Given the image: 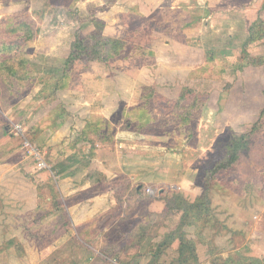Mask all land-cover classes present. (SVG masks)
Masks as SVG:
<instances>
[{"label": "rangeland", "instance_id": "374dc122", "mask_svg": "<svg viewBox=\"0 0 264 264\" xmlns=\"http://www.w3.org/2000/svg\"><path fill=\"white\" fill-rule=\"evenodd\" d=\"M95 21L103 23L104 27L97 29ZM260 21L264 24V0H0V49H9L8 57H21L29 62L34 73V77L14 84L16 91L12 100L9 76L3 73L0 79V164L8 159L16 164L17 170L30 180V185L36 187L38 206H41V213H27V239L22 235L23 230L18 229L15 234L19 237L13 238L14 242L9 245L0 243V264H178V258H173L172 244L164 251L169 257L163 258L164 262L161 256L129 259L119 256L116 250L119 245L114 243H87L91 235L82 232L81 227L65 226L53 233L48 220L59 201L55 193L58 180L51 176L50 170L57 167V154L51 155L48 132L46 135L38 132L34 117L37 118L35 112L41 110L35 107L42 99L43 117L50 112V105L63 113L56 118L60 123L71 117L64 114L61 100L53 102L55 100L50 98L59 94L54 90L63 76L76 37L78 41H85L84 45H79L85 48L87 43L95 45L92 35L96 32L110 43L100 45L92 59L79 60L62 91L76 92L71 98H75L78 105L82 103V93L85 97H92L95 92L103 91L101 97L104 96L105 100L94 101L92 106L106 111L114 107L116 112L106 119L94 114L86 120L84 130L74 140L86 130L87 136L94 141L91 147L95 151L102 147L98 144L102 139H111L113 143L107 142L106 146L115 149L119 148V132L131 130L137 133L134 138L141 146L137 149L146 150L144 155L148 157H159V171L169 173L175 179L185 174L199 186L209 182V197L213 189L221 187L238 196L231 202L226 197L222 199L229 205L227 212L232 213V217L234 215L231 220L234 221V231L231 232L234 246L228 243L230 237L226 239L223 235L230 232L229 228L221 230L219 227V251L214 254L217 257L211 264L214 260L218 264H229L223 257L229 251L236 253L238 260L262 256L264 124L254 136L250 151L246 153L241 149L228 175L218 176L221 178L219 182L228 183L229 179H234L232 187H225L204 174L208 165L220 166L231 161L234 154L232 143L236 137L251 133L264 110V27ZM255 24H258L255 32L262 39L248 46L244 54V45ZM50 40L54 46L59 43L62 49L57 58H46L45 51L39 50ZM17 48L20 51L14 50ZM256 60L262 62L256 63ZM33 61L35 63L31 64ZM92 70L95 78L89 77ZM43 79H47L46 84L33 91ZM93 80L97 82L92 83ZM117 92L122 99L120 105ZM35 94L41 99H35ZM27 95L32 97L28 101ZM25 101L26 105L23 104ZM19 104L29 110L20 114L17 111ZM8 106L12 107L9 114ZM46 118L41 126L49 127ZM16 124L25 129L26 139L41 153L46 170H36L37 163L24 148V140L14 133ZM79 142L76 148L81 146ZM8 151H12L11 156L4 160ZM87 151L81 150L84 160L79 156L80 163L74 165L80 179L83 175L93 179L97 186L94 192L117 187L115 181L105 180L101 173L90 169L93 155ZM65 152L63 148L62 159H65ZM141 185L149 196L157 195L158 187L167 190L174 187L172 181L165 185ZM28 199L34 200L26 196ZM9 201L17 202L12 198L5 203L2 197L0 205H8ZM174 201L180 210L187 209V204ZM221 211L219 220L224 217L223 213L230 220L231 215L222 208ZM211 212L212 216L216 214L212 206ZM13 214L16 215L9 214L10 219L6 221L15 224ZM110 222L106 219L105 226L108 227ZM13 228V224H8L7 228H0V233ZM65 232L67 238L59 240ZM108 235L107 240L117 239L115 229ZM194 256H197L196 250ZM238 260L235 259V263H239ZM192 261L195 260L185 262L192 264ZM255 262L257 259L251 264Z\"/></svg>", "mask_w": 264, "mask_h": 264}, {"label": "crops", "instance_id": "0c3cea01", "mask_svg": "<svg viewBox=\"0 0 264 264\" xmlns=\"http://www.w3.org/2000/svg\"><path fill=\"white\" fill-rule=\"evenodd\" d=\"M58 45L54 46V42L50 40L49 44L42 49L39 48V50L45 51L46 58H57L59 57L58 52H62V49ZM67 57L68 56L64 58ZM33 63L35 62H31V64ZM91 73L92 76L89 77L95 78L93 70ZM96 82V80L92 81V83ZM41 85L44 84L40 82L38 85L36 84L33 91L38 90V87ZM33 91H31V94H33ZM102 92L103 91L95 92L92 97H89V95L85 97V94L82 93V103L80 102L78 105L75 98H71V95L76 94V92L72 90L71 92L59 91V94H57L55 98L50 99L55 100L53 102H56V99L61 100L65 111L64 114L71 115L70 118L65 121L62 120L61 123L59 120L57 121L56 118L63 113L55 106L51 107L50 105L51 110L46 113V117H48H43L42 113L45 109H41V96L35 94V99H41L37 102L38 105L35 107V109L38 108V110L41 111L37 113V111L34 110L36 111L35 116H37V118L34 117V120L37 123V128H39L38 132L41 133V135H46L48 132V146L51 155L57 154V160L55 161L57 167L54 169L50 168V170H52L51 176H55L56 180H58L56 189L58 192L57 199L60 203L57 208H53L54 210L51 211L48 218L53 226V233H57L58 228L61 230V228L65 226L67 228L72 226L73 229L81 227L82 232L91 235V239H87V243L94 242L103 245L106 242L114 243L116 246L119 245L116 249L118 253H120L119 256L129 259H147L154 256H161L162 259H169V257L164 254V251H162L163 253L158 252V249H161L163 243H167L168 237L176 235V239L173 240L171 245L173 254L178 253L181 244L180 239H184L186 242L191 241L194 243L197 254V256H194L190 252L186 253L184 258L185 261L189 259L195 260L192 261V264H211L213 258L217 257V255L214 254L219 251L217 241L219 227L221 230L227 227L229 228L230 232H225L223 235L226 239L230 237L228 243L234 246V237H232L231 233L234 231V221H231L234 215L232 217V213L227 212L229 205L227 206L222 199L226 197L227 200L229 199L228 202H231L233 197L238 198V196L221 187L213 189L210 197L208 193L207 197L203 198V188L199 185H195L187 175L184 174L175 179L171 177L169 173L159 171V166L161 164L159 157H154L153 155L148 157L144 155L146 150L139 151L137 148L140 146V142L138 143L134 138V135H137V133H132L131 130L130 132L124 131L118 133V140L120 139L118 141L119 148L115 149H113L112 146H106L107 142L113 143L111 139L108 141L102 139L98 143L102 145V147L99 146V149L95 151L91 147L94 141L87 136L88 132L86 130L82 132V135L78 139L74 140L79 136L81 131L84 130L83 128L86 120L94 114H96V116H102V118L104 117L105 119L115 114L116 111L114 107L106 111L102 108L95 109L92 106L94 101L105 100L104 96L101 97V94H103ZM117 96L119 98L118 104L120 105L122 101L120 92H117ZM26 98L28 101L32 97L31 95H27ZM109 99L110 97H108V100ZM71 100H73L74 103H72ZM26 103L25 101L23 104L26 105ZM23 104H21V106L19 104L17 108L20 114H22L23 110H25L23 114L29 110ZM8 108L7 111L9 114L12 107L8 106ZM36 113L38 115H36ZM18 117H21V115L18 114ZM45 118L49 123V127L41 126L45 123ZM55 123H57L56 126ZM127 138H129L130 141H127ZM79 140L81 146L76 148L75 145ZM64 141L66 144L63 143ZM87 144L91 147L90 149H88ZM63 148L66 150L65 156L63 157L65 159H62L61 156L63 155ZM81 150H89L87 151L91 153L89 155H93V160L89 164L90 169H95L97 173H101L100 175L105 180L115 181L118 186L115 185L117 187L113 189L108 188V190L94 192L97 186L95 187L93 179L85 177V175L80 179L76 171L77 167H74V165L80 163L79 156L84 160L85 156ZM19 152L20 151H17V154H19ZM11 153L12 151L5 152L6 155L3 156V159L5 160L10 157ZM18 160L22 162L21 159ZM1 166H4L6 171H3L4 168H1L2 170L0 169V198L3 197L5 203L12 198L17 201H9L8 205H0V228H7L8 224H13L14 226L12 230L0 233V243L2 244L3 242L9 245L14 242L13 238L19 237L15 234L18 229L23 230L22 235L24 239L29 237V234L25 232L27 229V213L35 212L39 206L35 192L36 187H32L34 184L30 185V180L25 177L22 171L17 170L16 164L9 162L8 159ZM8 176L10 179H8ZM5 179L7 180L6 182ZM171 181L174 184L172 190L164 189L163 186L160 188L158 187V194L149 196L146 188H144L141 197L137 196L141 184L147 186L152 184L153 186H157L161 184H171ZM96 184H98V182H96ZM172 194L179 195V197L187 202V209L185 211H177L176 209L170 210L168 208L166 198L169 196L171 197ZM26 196L33 197L34 200H26ZM211 206L215 212L220 206L218 215L216 212V214L212 216ZM221 208L231 215L230 220L224 213V217L219 220V216L221 212H223ZM11 213L16 214H13V219L16 220L15 224L12 221H6L10 219L9 214ZM106 219H108L109 222L111 221L108 227L105 226L107 224H105ZM63 221H66V223ZM32 225L34 226V223ZM28 226L31 228V224ZM114 229L117 231V239L107 240L109 236L108 233ZM238 229H241V227L239 226ZM220 234L221 233H219V236L222 235ZM66 236H68L67 233L63 236L61 235L59 240L66 239ZM17 241L19 240L17 239ZM54 242H57V240H54ZM87 243L85 241V244L89 247ZM228 243L226 245H228ZM168 251L169 249L167 252ZM175 254L173 258H179V254H176L178 257H176ZM235 254L229 251V254L226 253V256L223 255V257L228 263L230 262L229 264H251V261L256 259L264 264V254L262 256L255 254L257 257L253 256V258H251L252 260L249 259L250 257L247 259L239 258L238 260ZM20 256L23 257V254ZM235 259H237L239 263H235Z\"/></svg>", "mask_w": 264, "mask_h": 264}, {"label": "trees", "instance_id": "16d2710c", "mask_svg": "<svg viewBox=\"0 0 264 264\" xmlns=\"http://www.w3.org/2000/svg\"><path fill=\"white\" fill-rule=\"evenodd\" d=\"M95 23L97 24L96 27L97 29H102L104 27V24L99 22V21H95ZM258 24H255L250 32H251V36L249 38V41L247 40L244 48H243V53L246 54V48L248 46H250L251 44L255 43V41L257 40H261L262 38L258 36V34H256L257 32H255V29L257 27ZM260 25H263L262 27H264V24L260 21ZM101 33V32H100ZM78 36L75 39V45H72V52L70 54V56L68 57V59L65 62V68L63 69V76L61 77V79H59V83L58 85H56V89L54 90V93L56 91H62L65 89L66 87V82H68L69 78L71 77L73 68L75 66V64L79 61V60H86L88 61L90 58L92 59V55L95 54L97 52V48L101 45H105L107 43H110V40H103L100 36L99 33L96 32L92 35V38L96 41L95 45H90L89 43H87L85 45V48H82V46L80 47V44H85L84 40L78 41L77 40ZM114 43L119 44L118 41H114ZM12 50V49H10ZM16 51H20L19 48L14 49ZM145 54H147V52H144ZM7 54H9V49H0V79L2 78L3 73L7 74L9 76V89L11 91L10 94V99L12 100L14 98V94L16 89L14 88V84L18 82V80H26L28 78H32L34 77V73L33 70L31 68V65L29 62L24 61L23 58L18 57V58H12L11 56L8 57ZM3 56V59L1 60ZM13 59L14 62L11 60ZM260 61V62H259ZM261 63V60H256V63ZM14 77H18V78H14ZM2 80V79H1ZM47 79H43L40 83L41 84H45ZM12 81V82H11ZM187 117V115H186ZM188 118V117H187ZM263 124H264V110L262 111L259 120L257 121V123L254 125V127L252 128L251 133L249 134H245L242 135L241 137H236V139L234 140L235 142L232 143L231 147L233 148V158L231 159L230 162H228L227 164H222L220 166H213L208 165V169L207 171L204 173L205 177H209L210 179H215L219 182V179H221L218 176H221V174H227V172L231 171L232 167H234L235 163L238 160V156H239V151L241 149H245V152L248 153L250 151L251 146L254 143V136L256 135V133H258L260 130H262L263 128ZM130 125V124H129ZM245 153V154H246ZM228 175V174H227ZM204 177V178H205ZM206 181V180H205ZM234 179H229L228 183H226L225 181L223 182L220 181L219 183H221L222 185H225V187L231 186L234 184ZM208 184L209 182H207L204 185H202L201 187L203 188V198L207 197L208 193H209V188H208ZM57 187L55 186V193H56V197H57ZM144 186L141 185L138 189V195L139 197H141L142 192L144 190ZM174 199H176V201L179 202H183L184 204H186L187 202L179 197V195L177 194H172V196L166 198L167 200V205L168 208L170 210H174V209H181V207L175 204ZM174 201V202H173ZM57 207L59 206V201L58 204L56 205ZM36 213H41V206L38 207V209L32 213V215H36ZM176 239V235H171L170 237L167 238V243H163L161 245V249H158V252H162L165 251L166 248H168L170 246V244L173 243V240ZM180 247L178 250V254H179V258H178V263L179 264H186V262L184 261L185 259V254L190 252L193 255H195V247H194V243H192L191 241L186 242L184 239H180ZM163 253V252H162ZM217 260H214V264H218ZM263 264L261 261L257 260V262H255L254 264ZM226 264V263H224Z\"/></svg>", "mask_w": 264, "mask_h": 264}, {"label": "built area", "instance_id": "2783aa9c", "mask_svg": "<svg viewBox=\"0 0 264 264\" xmlns=\"http://www.w3.org/2000/svg\"><path fill=\"white\" fill-rule=\"evenodd\" d=\"M14 133L21 137L23 140H24V148L26 149L27 153L29 154L30 158L33 159V161H35L37 163L36 165V170L37 171H44L47 169V165L46 163L44 162L42 156H41V153L37 150V148L30 142L26 139V131L25 129L16 124L14 125ZM148 192H152L151 189H148Z\"/></svg>", "mask_w": 264, "mask_h": 264}]
</instances>
